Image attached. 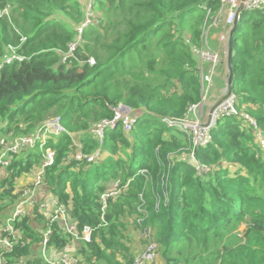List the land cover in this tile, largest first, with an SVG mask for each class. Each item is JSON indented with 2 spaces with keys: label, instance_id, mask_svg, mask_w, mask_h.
<instances>
[{
  "label": "trees",
  "instance_id": "trees-1",
  "mask_svg": "<svg viewBox=\"0 0 264 264\" xmlns=\"http://www.w3.org/2000/svg\"><path fill=\"white\" fill-rule=\"evenodd\" d=\"M92 3L93 17L77 41L87 0H0V62L10 54L9 43L22 57L1 62L0 136L30 133L53 114L62 118L66 131L56 142L48 138L55 157L43 180L77 234L85 226L92 230L89 241L78 242L76 264H130L135 255L121 242L129 223L141 232L153 229L167 264H264V150L251 124L224 116L209 143L193 149L184 131L161 121L182 117L202 101L195 48L204 25L219 13L220 0ZM73 42L72 54L62 61ZM233 45L237 106L264 133L263 12H240ZM119 103L141 110L138 121L130 132L120 124L106 128L99 147L91 127L111 119ZM75 139L84 155L99 149L98 156L75 159ZM40 160L38 150H26L6 167L0 224L22 195L17 177L31 173ZM143 168L146 175L140 174ZM111 180H119L120 191L103 208L100 196ZM33 211L12 223L19 242L0 248L8 264H20L41 239L31 223L44 219ZM44 223L51 229L47 246L68 248L72 236L60 222ZM248 225L254 228L245 237ZM117 248L125 250L122 262L107 254Z\"/></svg>",
  "mask_w": 264,
  "mask_h": 264
},
{
  "label": "built area",
  "instance_id": "built-area-1",
  "mask_svg": "<svg viewBox=\"0 0 264 264\" xmlns=\"http://www.w3.org/2000/svg\"><path fill=\"white\" fill-rule=\"evenodd\" d=\"M94 0H87L86 7V20L81 26L77 28L78 36L77 41L80 40V35L83 27H85L93 17L92 12V2ZM221 8L217 15H214L208 23H206L202 30L200 46L195 48V53L199 57L200 61L206 64L204 71L201 74V89H202V98L206 94L209 88L212 85L213 76L216 74L217 66L221 61L226 62L227 54V38L229 31L233 25L234 20L239 16V9L242 4V10H253L259 9L264 13V0H220ZM90 16V19L88 17ZM224 16L223 21L219 23ZM222 24V29L220 35L217 36L218 45L216 48L212 47L209 44L208 37L211 28L219 27ZM220 45V48H219ZM8 52L10 54L5 55L2 60L3 63H10L12 60H21L22 57L16 52V48L8 46ZM75 48V43L69 45L68 52H66L62 61H65L66 57L69 54H72V51ZM11 49L13 51L11 52ZM7 52V53H8ZM1 61V62H2ZM0 62V68L2 63ZM91 64L94 63V60L91 58L89 61ZM201 64V63H200ZM226 93V89H225ZM237 96L235 93H231L224 100H222L217 106L214 107L212 111L209 112L208 116L200 118L194 117L189 118L190 110H195L196 106L200 103L193 105L189 111L182 117H170L163 116L161 117L162 123L169 128H176L180 131H184L185 134L190 138L191 146L193 149L201 147L209 143L211 139V130L217 123V120L222 117L236 116L248 120V122L253 127V132L255 135V141L258 147L264 150V133L261 128H259L257 121L247 114L244 110L237 106ZM113 117L111 119L101 120L95 122L91 131L94 137L99 142V147L103 143L104 130L106 128L112 127L115 124H120L124 131L130 132L134 125L137 122V118L141 112L138 109H132L131 107L119 103L115 107H112ZM65 128L63 126L62 118L60 116L51 117L43 121L35 130L27 134L15 135L9 133L4 136H0V167H7L14 158L26 151L34 150L37 148L40 149L41 160L34 167L32 174V188L23 190L21 197L13 204V208L5 220L1 221L0 224V248L1 249H10L13 245L17 244L21 238L17 230L13 228V221L20 216H24L32 212L37 205H46L45 203H40V200L36 198L35 191L38 190V193L42 186L45 185L43 180L44 172L46 167L53 164L55 151L53 148L47 145L46 134L52 133L54 135H59L65 133ZM79 141L75 139L74 145L76 147L73 152V157L75 159H86L87 161H93L99 154V149L95 150L89 155H84L79 149ZM190 158L192 163H195L193 152L190 153ZM196 164V163H195ZM198 167V166H197ZM148 172L145 168L140 170V174L146 175ZM167 177L162 176V184L167 185ZM117 181V182H116ZM111 188H107L100 197L101 202L103 203V208L106 206V199L109 197H115L120 191L119 180H116ZM167 189H164L162 192V197L167 199ZM160 198V197H159ZM157 198V199H159ZM54 208L49 218L50 222H60L61 228L64 233L73 235L76 234L78 238H82L85 241L90 240L91 228L85 226L81 232V235L77 234L75 225L68 219L66 208L63 204H60L57 199L54 201ZM141 219L137 220V223H140ZM50 228L47 229L44 238H42L43 244L45 245ZM156 244L149 239V243L145 250L139 253L137 256H134L133 261L130 264H146V262H153L155 257L154 248ZM6 258L0 255V264L6 263ZM75 259L68 254H64L58 264H74Z\"/></svg>",
  "mask_w": 264,
  "mask_h": 264
},
{
  "label": "rangeland",
  "instance_id": "rangeland-1",
  "mask_svg": "<svg viewBox=\"0 0 264 264\" xmlns=\"http://www.w3.org/2000/svg\"><path fill=\"white\" fill-rule=\"evenodd\" d=\"M223 18H224V16H222V19H221V21L219 23H221L223 21ZM88 19H90V16L88 17ZM220 26L222 27V24H220L219 27ZM243 27H245V26H243ZM217 29H218V27L211 28L210 33H209V37H208L209 44L212 47H214V48L217 47L218 41H217L216 38L212 39L211 33L213 31H214L213 33H215L217 31ZM8 46H11L12 48H16L15 46H13L12 44L9 43L6 46L7 50L9 49ZM219 48H220V45H219ZM12 51H13V49H11V52ZM199 61H200V59H199ZM223 62L225 63V61H223ZM200 63L201 64H200L199 67H200V78H201L202 71H204V68H205L206 64L202 63L201 61H200ZM217 68H218V66H217ZM225 70H226V74H227V76H226V82H227V77H228L227 66L225 67ZM216 71H217V69H216ZM205 101H206V98H205V94H204L203 98H202V101L200 102L199 105L196 106L195 110H190L189 115H188L189 118H194V117H197V116L198 117L200 116V118H202L204 116V113H205L204 102ZM56 116H58V114H53V117H56ZM38 126L39 125H37L36 128ZM120 127H121V125L119 126V128ZM74 135H77V133H74ZM49 137H50V140L52 142H56L58 140V138H59L58 136H56V135H54L52 133H48V134H46L47 142H48V138ZM79 149H81V145L80 144H79ZM35 150H38V152L40 153V149L39 148L36 147ZM9 174H10V171H8V169H6V167L0 168V192H1V188H2V185H3L4 178H6V176H8ZM32 174H33V170L29 174H21L20 176H18L17 179H16V188L17 189H22V192H23V190L31 189L32 188L31 182L30 183H28V182L31 181ZM115 181L111 180V181L106 182L107 187L111 188L114 185L113 183ZM35 193L37 195L38 194V190L35 191ZM44 196H45L44 200L48 202L50 200L49 192H45ZM144 200H145V198H144ZM41 202L42 201H40V203ZM2 203L6 204L5 201L2 202ZM13 207L14 206L12 205L11 206V210H12ZM11 210H10V212H11ZM139 211L143 212L141 208L139 209ZM10 212L8 214L4 215L1 220H5L8 217V215L10 214ZM33 212H34V214H35V212L38 213L44 219L43 222H39V221L35 220V221H33L31 223V226H32L33 230L38 234V236L41 239L38 242L31 243L29 256L27 258H24L23 260H21L20 264H27L29 262H30L29 264H33L34 263L33 262L34 259L39 260L41 264H58V261L60 260V258L64 254H68L69 256H72L74 259L75 258L77 259V257L75 256V254H76L75 251H76V248L78 246H80L78 242L82 238H78L76 234L71 235L72 238H71V240L69 242V245H68L69 247L64 249V250H62V251L56 249L55 247H51V246H47V245L43 244L42 238H44V235L47 232V229H46L47 225H45L44 221H47V220L49 221V218H51V214L53 212V207L52 206L50 207L48 205H41V206L37 205V207L34 209ZM34 214H32L31 216H33ZM122 233H123V235L125 237H127V239L122 238L121 242L124 244V246L127 249L128 253L134 254L135 256H137L138 252L140 253V252H143L141 250H145V248L147 247V245H146L147 241H149V239H152V242L156 244V246H155V248L153 250L154 254H155V257L153 259V262H146V264H167L162 259L161 255H160L159 246L156 243V241L154 240V231H153V229L147 228V230H142V232H141V230L138 227L137 228L135 227L134 223H129L127 225V228L122 230ZM124 251H125L124 249H120V248H117L116 250L107 249V254L110 257L113 256L115 259L120 260L122 262L123 261L122 260V256H123ZM76 259H75V263L74 264H76ZM99 263L100 264H104L103 262H99Z\"/></svg>",
  "mask_w": 264,
  "mask_h": 264
},
{
  "label": "crops",
  "instance_id": "crops-1",
  "mask_svg": "<svg viewBox=\"0 0 264 264\" xmlns=\"http://www.w3.org/2000/svg\"><path fill=\"white\" fill-rule=\"evenodd\" d=\"M222 27H218L217 31L215 33H211V37L212 39L216 38L217 36L220 35V31H221ZM224 61V60H223ZM223 61H221V63L218 65L216 74L213 76V80H212V85L209 88L207 94H206V101L204 102V107H205V113L203 117L208 116L209 112L211 111V109L214 107V105L222 98V96L225 94V89H226V62L224 63ZM200 110V109H199ZM201 111V110H200ZM202 112V111H201ZM203 113V112H202ZM32 183V178L31 181H29L28 183ZM45 192H49V188L48 186L45 184L44 186H42V188L40 189L39 193L36 195V198L40 201H42V203H45L48 206H52L54 208V201H55V197L52 195L51 192H49L50 194V200L47 202L44 200V194ZM41 203V204H42Z\"/></svg>",
  "mask_w": 264,
  "mask_h": 264
},
{
  "label": "water",
  "instance_id": "water-1",
  "mask_svg": "<svg viewBox=\"0 0 264 264\" xmlns=\"http://www.w3.org/2000/svg\"><path fill=\"white\" fill-rule=\"evenodd\" d=\"M241 9H242V4L240 6L239 13ZM238 19H239V16H237L236 19L234 20L233 25L229 31L228 38H227L226 66H227V71H228V77H227V83H226V93L214 105V107L217 106L222 100H224L227 96H229L233 92V79H234V72H233V67H232V56H233V49H234L233 38H234L236 27L238 25ZM214 107L211 109V111L214 109ZM252 228H254L253 225H248L247 231L244 234L245 237L247 236L250 229Z\"/></svg>",
  "mask_w": 264,
  "mask_h": 264
},
{
  "label": "bare ground",
  "instance_id": "bare-ground-1",
  "mask_svg": "<svg viewBox=\"0 0 264 264\" xmlns=\"http://www.w3.org/2000/svg\"><path fill=\"white\" fill-rule=\"evenodd\" d=\"M220 8H221V2H220ZM220 8H219V10H220ZM253 10H259V9H253ZM260 11V10H259ZM234 93V92H233ZM137 121H138V118H137ZM176 129V128H175ZM63 134V133H62ZM211 140V139H210ZM203 146H205V145H203ZM92 231V230H91ZM45 245H47V241H46V243H45Z\"/></svg>",
  "mask_w": 264,
  "mask_h": 264
}]
</instances>
